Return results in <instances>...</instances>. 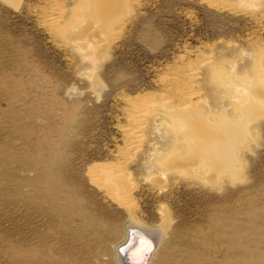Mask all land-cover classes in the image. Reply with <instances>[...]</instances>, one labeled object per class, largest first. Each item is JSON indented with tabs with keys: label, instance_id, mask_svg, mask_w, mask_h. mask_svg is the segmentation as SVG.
Wrapping results in <instances>:
<instances>
[{
	"label": "rangeland",
	"instance_id": "obj_1",
	"mask_svg": "<svg viewBox=\"0 0 264 264\" xmlns=\"http://www.w3.org/2000/svg\"><path fill=\"white\" fill-rule=\"evenodd\" d=\"M263 77L264 0H0V264H126L137 220L151 264H264Z\"/></svg>",
	"mask_w": 264,
	"mask_h": 264
},
{
	"label": "bare ground",
	"instance_id": "obj_2",
	"mask_svg": "<svg viewBox=\"0 0 264 264\" xmlns=\"http://www.w3.org/2000/svg\"><path fill=\"white\" fill-rule=\"evenodd\" d=\"M102 3V2H101ZM245 3V2H244ZM247 3V2H246ZM255 3V2H254ZM258 3V2H257ZM253 5V4H252ZM258 5V4H257ZM126 6V5H125ZM108 7V6H107ZM250 7H252V6H250ZM94 8V7H93ZM112 8V7H111ZM113 10V9H112ZM95 11V10H94ZM97 12V11H96ZM96 15V14H95ZM91 16V15H90ZM107 16V15H106ZM90 20V19H89ZM67 29V28H66ZM65 30V29H64ZM90 31V30H89ZM67 33V32H66ZM72 33V32H71ZM84 35H86V34H84ZM90 35V34H89ZM87 36V35H86ZM82 38V37H81ZM85 38V37H84ZM92 46V45H91ZM93 48V47H92ZM88 59H92V58H88ZM93 60H95V59H93ZM94 63L96 64V60L94 61ZM225 78V77H224ZM227 79V78H226ZM263 79H264V77H263ZM264 81V80H263ZM231 82V81H230ZM235 83V82H234ZM240 84V83H239ZM239 84H237V86H235V88L237 87L238 89H239ZM241 85H243V84H241ZM264 85V84H263ZM250 86V85H249ZM243 87V86H242ZM252 87V86H251ZM234 88V89H235ZM238 89H235V90H238ZM244 89V88H243ZM242 89V90H243ZM248 89V88H247ZM251 89V88H250ZM241 90V89H240ZM242 90H241V94H242ZM239 91V90H238ZM238 91H236L237 92V94H238ZM263 91V93H260L259 95H261V94H264V89L262 90ZM250 92V91H249ZM249 92H244L243 93V95H240V93H239V95L240 96H237V97H232V100H233V102H234V106L235 107H237L238 106V109L239 108H249L251 105H252V107L254 106L255 107V105L256 106H258L259 108H264V98H261V97H259V95L257 94H254V95H256V96H254L253 94V96H251L250 95V93ZM195 95V94H194ZM192 102V101H191ZM187 103V102H186ZM246 103V104H245ZM189 105H191V103H188ZM243 104H245V105H243ZM237 105V106H236ZM211 107V106H210ZM209 107V110H208V107H207V111L205 110L204 112H203V114L201 113V111H200V114H198L199 116L201 115L202 116V118H203V115H205L204 117H205V119H202V120H204V122L206 123V125L208 126V127H211L212 128V125H215L214 124V122L213 121H215V120H218L219 118H220V121H221V119L223 118L224 119V122H226L227 120L229 121V115H228V113H227V110H223V111H221L220 113H217L216 111H215V109H212V107L210 108ZM251 107V108H252ZM253 107V108H254ZM257 107V108H258ZM198 108V107H197ZM192 109V108H191ZM185 110V109H184ZM183 110V111H184ZM201 110H202V108H201ZM185 112H187V111H185ZM198 113H199V111H198ZM252 113V112H251ZM181 115V114H180ZM195 115V114H194ZM188 116H189V114H188ZM190 116H192V115H190ZM196 116H197V114H196ZM187 117V116H186ZM242 117V116H241ZM189 119L190 118H187L186 120H185V118L183 117V118H178V119H176L175 121H174V119H173V122H170L171 124H169L168 123V128L169 129H174V130H176V129H184V127L187 125V121H189ZM247 119V118H246ZM193 120L195 121V119L193 118ZM219 121V122H220ZM223 121V120H222ZM168 122V121H167ZM202 122V121H201ZM230 122V121H229ZM249 122V121H248ZM247 122V125L249 124ZM254 122V121H253ZM227 123V122H226ZM244 123V122H243ZM191 124V123H190ZM236 124V123H235ZM165 125V124H164ZM197 125V124H196ZM246 124H244L243 125V127L245 126ZM246 125V126H247ZM166 126V127H167ZM217 126V125H216ZM215 126V127H216ZM240 126H242V125H240ZM244 127V128H247V127ZM230 127V126H229ZM243 127H241V129L243 128ZM198 129V128H197ZM220 129V128H219ZM248 129V128H247ZM180 131V130H179ZM240 131V130H239ZM175 132H177V131H175ZM182 132V131H181ZM178 134H180V132L178 133ZM248 134H250V133H248ZM182 137H183V135H182ZM223 140V139H222ZM186 141V140H185ZM188 142L189 141H187L186 143L188 144ZM225 143V142H224ZM186 144V145H187ZM157 148V147H156ZM159 148H160V146H159ZM169 148V147H168ZM182 150H180L181 152L183 151V149L185 148V150H186V152L185 153H187L188 151V154H187V156H186V154L184 153V152H182V154L184 153L185 154V156L187 157V159H186V157H185V160H182V158H172V156H173V151H168V150H166L167 149V147L166 148H163V149H154L153 150V152H152V154L154 155V154H157V157H158V160H157V164H160V167L159 168H155L153 165H152V163L151 162H148V163H150V166L148 167V170L149 171H153V170H155V172H157V174H158V176H160V177H162V178H165L166 177V175H167V173H168V171H166L165 170V168L163 169V167H164V163L166 164V163H171V161L172 162H176V164L178 163H180L181 164V162H182V164H181V166L183 165V161H186V162H191V158L194 156H196V152L194 151V150H192L190 147H180ZM172 150V149H171ZM176 150V149H175ZM179 150V149H178ZM234 150V149H233ZM199 154H204V156H203V158L202 157H200V156H198L197 157V161H196V163L195 164H197V165H199L200 166V164H204L206 161H205V159H206V157L208 156V155H205L206 153L207 154H209L210 155V157H211V160H209V161H215L213 164H218L217 163V161L219 162L220 160H221V158H223V159H225V160H231L230 162H232V161H234V162H236L235 160H233L235 157L234 156H236V155H234L233 153H234V151L232 152L230 149H228V147H227V149H226V146H220L219 144H218V142H216V143H212V144H206V145H201L200 147H198V150H196ZM210 151V152H209ZM236 152V151H235ZM176 153H178L177 151H176ZM211 153V154H210ZM151 154V157H153V155ZM184 154H183V156H184ZM237 154V153H236ZM198 155V154H197ZM150 156V155H149ZM174 156H177V155H174ZM180 156H182V155H180ZM206 156V157H205ZM157 157H155V159H157ZM179 157V156H178ZM193 157V158H194ZM230 158H232V159H230ZM152 159V158H151ZM173 159V160H172ZM207 159H208V157H207ZM210 159V158H209ZM213 159V160H212ZM152 161V160H151ZM181 161V162H180ZM192 161H194V160H192ZM224 160H222V162H223ZM154 162V161H153ZM193 163V162H192ZM208 163V162H207ZM221 163V162H220ZM191 164V163H190ZM212 164V165H213ZM227 164H228V162H227ZM232 164H233V162H232ZM189 164H187V166H188ZM201 165V166H202ZM222 165V164H221ZM231 165V164H230ZM156 166V165H155ZM180 166V165H179ZM186 166V165H185ZM186 166V167H187ZM196 166V165H195ZM204 166H206L205 164H204ZM203 166V167H204ZM214 166V165H213ZM212 166V167H213ZM218 166V165H217ZM216 166V167H217ZM226 166V164L224 165V167ZM233 166V165H232ZM231 166V167H232ZM194 167V166H193ZM221 167V166H220ZM231 167H229V168H231ZM238 167V166H237ZM145 168V167H144ZM197 168H199V167H197ZM202 168V167H201ZM205 168V167H204ZM219 168V167H218ZM222 168V167H221ZM220 168V169H221ZM228 168V169H229ZM118 169V168H117ZM122 169V168H121ZM127 169V168H126ZM190 170H192V168H189ZM217 169V168H216ZM220 169H218V170H220ZM232 169V168H231ZM236 169H238V168H236ZM102 170V169H101ZM119 170V169H118ZM189 170V171H190ZM199 170V169H198ZM207 170V169H206ZM225 170V169H224ZM223 170V171H224ZM232 170H234V169H232ZM127 171V170H126ZM207 171H209V168H208V170ZM211 171V170H210ZM216 171V170H215ZM229 171V170H228ZM102 172H104V173H106L107 174V170H103ZM124 172V171H123ZM194 172V171H193ZM192 172V173H193ZM109 173V172H108ZM132 172H127V174H126V180L125 181H127V180H132L131 178H132V174H131ZM201 173V172H200ZM212 173V172H211ZM113 174H115V173H113ZM203 174V173H202ZM103 175V174H102ZM111 175V174H110ZM110 175L108 176V175H106V176H108V177H110ZM213 175V174H212ZM104 176V175H103ZM115 176V175H114ZM235 176V175H234ZM107 177V178H108ZM106 178V177H105ZM158 178V177H157ZM207 178V177H206ZM109 179V178H108ZM110 179H111V177H110ZM109 179V180H110ZM121 179V178H120ZM236 179V178H235ZM112 180H114L113 178H112ZM122 180V179H121ZM214 180V179H213ZM107 181V180H106ZM124 181V180H123ZM110 182V181H109ZM117 182V181H116ZM122 182V181H121ZM131 182V181H130ZM112 183H113V181H112ZM124 184V183H123ZM108 185V184H107ZM115 185V184H114ZM102 186V185H101ZM120 186V185H119ZM121 190H122V185H121ZM120 191V190H119ZM122 192V191H121ZM120 193V192H119ZM113 194H115V193H113ZM129 194H130V192H129ZM122 195V194H121ZM124 195V194H123ZM132 195V194H131ZM114 196V195H113ZM118 197H119V195H118ZM123 197V196H122ZM126 199H127V197H125ZM129 198V197H128ZM119 199V198H118ZM129 199H131V196H130V198ZM121 200V199H120ZM129 201V200H128ZM127 202V201H126ZM127 203H130V202H127ZM128 205V207H130L129 206V204H127ZM127 207V208H128ZM131 208V207H130ZM134 207H132V209H133ZM133 211V210H132ZM134 213V212H133ZM167 214V213H166ZM132 215H134V214H132ZM168 215V214H167ZM164 216V215H163ZM170 217V216H169ZM134 219L135 220H137L136 219V217H134L133 216V221H134ZM168 220V219H167ZM132 221V222H133ZM138 221V220H137ZM137 221H134L132 224H130V226L128 227V231H129V238L127 239V241H126V243L123 245V246H121L120 248H118V249H116V252H117V255H118V261H120V259H121V255H125V253L127 252V251H129L132 247H133V245L136 243V241H137V239L139 238V237H141L142 239H149L150 240V242L152 243V250H151V252L149 253V255H148V257L147 258H145L144 259V261L143 262H140L141 261V259L143 258V250H146L147 249V245H146V243H142L141 242V244H140V248L138 249V253L137 254H134V255H132L131 256V258H129V260L131 261V262H135L134 264H151V263H153V261H154V258L156 257V254H157V251H158V249H159V247H160V245H162V242H163V240H164V238H166V232L169 230H167V231H164V230H162V229H158V228H152V227H146L145 225H143V224H141V223H139V222H137ZM171 225V224H170ZM117 255H116V257H117ZM134 256V257H133ZM133 257V258H132ZM125 262V261H124ZM121 264H123L122 262H121ZM126 264H128V263H126Z\"/></svg>",
	"mask_w": 264,
	"mask_h": 264
},
{
	"label": "water",
	"instance_id": "obj_3",
	"mask_svg": "<svg viewBox=\"0 0 264 264\" xmlns=\"http://www.w3.org/2000/svg\"><path fill=\"white\" fill-rule=\"evenodd\" d=\"M141 242H142V243H146V245H147L148 247H147L146 250H143V251H142V252H143V258L141 259L140 262H143L144 259L148 257L149 253H150L151 250H152V243L150 242L149 239L146 240V239H142L141 237H139V238L137 239L136 243L133 245V247H132L129 251H127V252L125 253V255H124V259H125L126 263H128V264H134V263H135V262H131V261L129 260V258H131L132 255L137 254V253L140 251V250L138 251V249L140 248V244H141ZM133 257H134V256H133ZM133 257H132V258H133ZM143 264H144V263H143Z\"/></svg>",
	"mask_w": 264,
	"mask_h": 264
},
{
	"label": "clouds",
	"instance_id": "obj_4",
	"mask_svg": "<svg viewBox=\"0 0 264 264\" xmlns=\"http://www.w3.org/2000/svg\"><path fill=\"white\" fill-rule=\"evenodd\" d=\"M70 92L74 93V90H69ZM67 94V93H66ZM79 95H83V93H79Z\"/></svg>",
	"mask_w": 264,
	"mask_h": 264
}]
</instances>
